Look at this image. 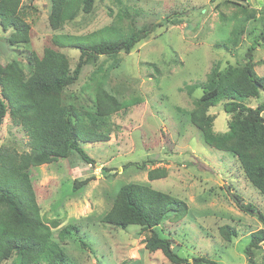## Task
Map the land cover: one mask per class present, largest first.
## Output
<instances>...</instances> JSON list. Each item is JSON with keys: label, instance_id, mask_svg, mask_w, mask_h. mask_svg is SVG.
Masks as SVG:
<instances>
[{"label": "rangeland", "instance_id": "1", "mask_svg": "<svg viewBox=\"0 0 264 264\" xmlns=\"http://www.w3.org/2000/svg\"><path fill=\"white\" fill-rule=\"evenodd\" d=\"M20 2L31 28L30 42L10 47L7 38L11 29L0 27V61L26 80L36 72V64L54 34H89L114 24V16L124 7L130 17L118 25L123 31L128 26L151 28L130 53L99 56L96 62L87 63L69 89L83 90L87 96L96 81H103L107 92L128 106L109 114L107 142L81 146L94 164H86L74 154L29 170L44 222L49 226L57 223L51 227L44 254L33 264H48L59 251L66 256L64 264H169L160 251L144 248L148 232L141 227L124 228L101 220L118 190L130 183L187 204L182 220L166 217L156 228L179 256L250 264L245 248L250 235L262 225L238 209L231 195L263 214L264 200L245 179L235 157L208 146L189 120L193 101L214 93H204L198 87L191 95L187 92L190 86L205 81L213 65L223 70L242 64L255 40L254 71L258 76L264 74V0H95L90 13L80 12L57 31L48 23L50 0ZM62 52L69 57L72 71L78 50ZM224 101L208 111L217 134L229 130L234 116L225 112ZM245 104L251 108L264 104V92ZM0 148L18 154L29 152L28 137L8 115L0 127ZM135 163L144 164V168L131 165ZM155 168H164L166 177L149 181L147 172ZM85 179L84 186L72 190L74 180ZM68 224L78 226L77 235L90 249L81 248L75 235L58 239L59 230ZM225 225L237 233L229 242L219 234ZM254 255V264H264V247L262 253ZM1 264H20V258L14 254Z\"/></svg>", "mask_w": 264, "mask_h": 264}, {"label": "trees", "instance_id": "2", "mask_svg": "<svg viewBox=\"0 0 264 264\" xmlns=\"http://www.w3.org/2000/svg\"><path fill=\"white\" fill-rule=\"evenodd\" d=\"M94 1L50 0L49 27L57 31L80 12L90 13ZM20 3V0H0V27L4 31L11 29L7 42L13 48L30 42L31 28L21 12ZM127 9L124 7L116 13L114 24L89 34L51 36L36 64V72L27 80L17 71L7 70L0 61V127L8 115L26 134L29 145V152L23 154L0 148V264L9 261L14 254L19 256L20 264H33L46 250L51 227H57L56 222L49 226L40 214L29 170L74 154L84 163L94 164L81 146L107 142L111 133L109 114L128 106L108 93L103 81H96L87 96L83 90L69 91L87 63L121 51L128 54L150 32L151 28L135 29L133 26L123 31L118 25L130 17ZM256 45L258 40L249 46L242 64L236 67L221 70L218 64L213 65L205 81L190 86L187 94L191 95L197 87L204 93H214L206 99L193 101L189 120L208 146L235 157L245 179L264 200V104L255 108L245 104L246 100L256 99L264 92V74L258 76L254 71ZM64 49L79 52L72 71L69 57L62 52ZM222 100H225V112L234 116L229 130L217 134L212 129L213 121L208 111ZM131 165L144 168V164ZM165 177L164 168L147 172L149 181ZM86 183L87 179L74 180L72 190ZM231 196L238 209L254 216L262 225L250 235L245 248L249 263L254 264V254L262 253L264 247V214L254 205L244 204L237 196ZM187 210V204L176 197L130 183L118 190L110 210L101 220L124 228L141 227L148 232L144 248L149 252L160 251L169 264H222L205 257H181L170 241L156 231L166 217L178 222L186 216ZM78 233V226L68 224L59 230L57 237L64 241L75 235L81 248L90 249ZM219 234L226 242L237 235L228 225L221 227ZM65 260V254L59 251L49 258L48 264H64Z\"/></svg>", "mask_w": 264, "mask_h": 264}, {"label": "water", "instance_id": "3", "mask_svg": "<svg viewBox=\"0 0 264 264\" xmlns=\"http://www.w3.org/2000/svg\"><path fill=\"white\" fill-rule=\"evenodd\" d=\"M201 12V11H200Z\"/></svg>", "mask_w": 264, "mask_h": 264}]
</instances>
